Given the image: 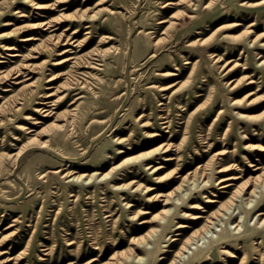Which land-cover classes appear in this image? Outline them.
Masks as SVG:
<instances>
[{
    "label": "rangeland",
    "instance_id": "rangeland-1",
    "mask_svg": "<svg viewBox=\"0 0 264 264\" xmlns=\"http://www.w3.org/2000/svg\"><path fill=\"white\" fill-rule=\"evenodd\" d=\"M258 1L205 8L209 0H0V264H138L131 238L157 227L140 263L156 264L177 223L202 224L180 214L214 211L257 174L264 166V2L242 4ZM172 14L181 25L152 46L165 25L158 19ZM48 20L55 26L43 30ZM17 71L25 76L12 85ZM167 71L177 75H160ZM45 92L53 95L43 99ZM166 144L171 151L162 153ZM217 161L231 170L217 173ZM147 163L161 169L152 173ZM201 166L202 176L190 177ZM213 166L215 178L238 177L233 188L220 189L215 178L205 184ZM261 191L251 209L264 203ZM166 193L174 198L164 217L157 199ZM248 204L247 196L236 198L225 218L244 216ZM256 217L243 218L250 230L229 238L233 251L243 244L244 264H259L254 240L264 253ZM212 257L223 264L216 249Z\"/></svg>",
    "mask_w": 264,
    "mask_h": 264
},
{
    "label": "bare ground",
    "instance_id": "bare-ground-1",
    "mask_svg": "<svg viewBox=\"0 0 264 264\" xmlns=\"http://www.w3.org/2000/svg\"><path fill=\"white\" fill-rule=\"evenodd\" d=\"M216 2H217V0H209V2L207 4H205V8L211 7ZM263 2H264V0L254 2V3L243 2L242 5L248 6V7H254V6H257ZM168 4L176 5L177 3L176 2H170ZM168 4H166L165 6H167ZM187 6L191 9V11H193V10H196L197 4L195 3V1H188ZM36 8H37V6H36ZM87 17H92V16H87ZM188 17L191 19L196 18L195 14L193 12L188 13ZM163 23H165V25H164V27L162 26L163 30H161L162 31L161 32V35H162L161 38L154 40V38L151 37V38H153L151 41V44L154 47L157 44H160L166 38H168L170 36V34L172 33V31H176L178 29V27L181 25L178 18H176L174 16V14L170 15L169 18L166 20H164V18L158 19L157 24L163 25ZM250 25H253V24H250ZM42 26H43V30H49V29L53 28L55 25L52 23V21L48 20V21L44 22ZM88 27L89 26H87V28ZM68 29H69V27L66 28V30H68ZM54 30L55 29H52L50 31H54ZM77 33H79L78 29H76L72 32V34H74V35ZM86 33H88V32H86ZM147 34H150V33H147ZM4 36L5 35H0V37H2V38ZM49 37L55 38L56 36H55V34H51ZM105 38H109V37L106 36ZM33 39H34L33 37H28V38H24L22 41L26 42V41H30ZM67 39H65L64 42L62 43L63 46L66 44ZM200 41H201V43L204 42V40H200ZM191 43L193 44L195 42H191ZM191 43H189V44H191ZM261 45L264 46V43H262ZM3 49L9 51V50H14V47L6 46L4 44ZM61 51L62 50H58V52H57L58 55H61L64 51L68 52L69 50L66 49V50H63L62 52ZM210 55L214 56L215 60L220 59L219 57L213 55V53H211ZM10 56H15V55L10 54ZM61 63H63V62H60V61L56 62V64H61ZM262 63L264 64V60L262 61ZM89 64L91 65L92 63H89ZM194 64L192 65V70L194 69ZM95 65H97V64H95ZM95 65L93 64V66H95ZM192 70H191V72H192ZM191 72H190V74H191ZM160 75L163 76L164 78H170V77L176 76L177 74L167 71V72L162 73ZM20 76H25V75H24V73H21V71L15 72L11 76V79H13L15 81H10V84H12V85L20 84L21 81H17V79ZM51 80H52V78H48L47 82H49ZM249 83H253V81L251 80ZM172 86H173V84H170L167 86L152 84V85H149L148 88L157 89L159 91H166L167 89L171 88ZM8 87L9 86L1 88V91L2 92L10 91V88H8ZM180 88H181V86H179L175 90L180 89ZM46 89H51V88L47 87ZM77 94L78 93H76L75 96ZM52 95H53L52 93L49 94V93L45 92L44 94L41 95V97L43 99H47V98L51 97ZM0 97H1V95H0ZM80 97H82V96H79L76 99H79ZM2 98H5V96H3ZM74 102L75 101H73L72 103H74ZM48 103H49L48 101L42 102L41 105L46 106ZM233 103L239 104V101L237 100ZM53 104L54 103H52L51 105H53ZM77 106L78 105H75L72 109L68 110L71 118H74V114L77 110L76 109ZM17 109H19V108H17ZM39 111H47V110H43L41 108V109H39ZM49 112H51V111H49ZM236 115H238L240 118L241 117L246 118V119H252L253 118L250 115H246V114L240 113V112H236ZM160 119L164 120L166 118L160 117ZM162 124H169V121H163ZM142 126H147V125L145 123H143ZM150 137L154 138V137H156V135H150ZM31 140H33V138ZM160 146H161V148L159 150L162 153H168L171 151L170 144L160 145ZM263 151H264V149H263ZM169 160L170 159H168V158L166 159V161H169ZM215 160H216V154H214L212 156L211 164L214 163ZM216 164H218L217 173H224V172L231 170L230 165L225 166L221 162H218V161L216 162ZM205 167H207V166L198 167L199 169L198 170L195 169L191 174L192 176H190V177L196 176L198 173H201V176H202L203 171L205 170ZM201 168H203V169H201ZM148 169L151 170L152 173H156L157 171H159V169H161V166L156 167V166L148 164ZM216 169L217 168H214V166H213V168H212L213 175L209 176L208 179L205 181L206 185L210 182L211 178H213V179L215 178L214 174H215ZM111 170H109L107 173L103 174V176L101 178L107 177L110 174ZM254 170L258 171L257 174L249 176L240 185L235 186V188L231 191V195H230L229 199L220 202L214 211H212L210 213L208 212V213H206V215H200V214L190 215V214H186V213L180 214V216H182V217H190L189 219L191 221H194V222H197L198 220H202V224L197 228H192V226L189 224L177 223L175 225L176 229L175 230L173 229L174 231L172 230L173 232H176V233L173 235V237H171L169 239L171 241V244L169 246H166L167 248L165 250H163V253L161 255L158 256L156 264H212V263H214V259L212 257L214 249H216L218 251L219 257H221L223 259L222 260L223 264L234 263V262H236V260L239 261L238 264H244L246 262L247 256L242 255L241 258L239 257V255L241 254V252L244 248L243 244L239 243L238 249H235L233 251V245H232V242L230 241L229 238L230 237L238 238L239 236H237V235L240 234V231L243 229L244 226H245V231L250 230V228H249L250 226L248 225V222L245 224L243 218H246L248 221V218L251 214L253 217L255 215L257 216L256 220L254 222V225H253L254 228L255 229H259L261 227L264 228V203L260 207H257V208L254 207L252 209L250 208V207H252V203L254 202L253 198L256 197V194L258 193V189H260V188L262 189L261 193L264 191V166L259 167V168L257 167ZM96 174H97V172L92 173L91 175H87V176L85 174L84 175H85V178L86 177L88 178L87 180H91ZM81 176L79 174V176H74L75 178L74 177L73 178L79 179ZM186 176L180 179V181H181L180 182V188H181V186H184L185 183L189 182L188 180L190 177L186 178ZM97 178H98V176H97ZM237 178L238 177H236V176L229 175L227 177H224L223 179L216 177L215 181H217V184L219 185L220 189H229L230 190L234 186V184H232L231 181H233ZM156 179H158V177ZM152 189L153 188H150V190H152ZM147 191H149V190H147ZM243 196H247V200L249 202V204H248L249 205L248 206L249 211L244 216L241 215L240 217H236V219H233L232 221H231L232 215H230V214H229L228 218H225V216L228 214V212H229L231 206L233 205V202L236 200V198L243 197ZM173 198L174 197H172V195L170 193H166L164 195H161L157 199V201L159 202V205H161V207H162L160 214L164 215V217H166V215H168L172 211V207H170L169 204L171 203L170 201ZM207 202L214 203L216 201H214L212 199H208ZM176 204H178V202ZM136 216H137V213H135L133 217H136ZM163 219L164 218H161L160 220H163ZM224 219H226V221H224ZM194 222H192V224ZM143 223H150V220H146V221L144 220V222H142V224ZM223 223H224V225H223ZM222 226L225 227V231L223 230ZM183 229H190L189 233L186 236H184V234L181 233V231ZM157 231H158L157 227L151 228L150 230L146 231L144 234L131 238L130 244H131V250H132V259L134 260V262H136L138 264H140L142 262L143 257H144L143 252L145 251L144 248H146V245H148L149 240L151 239V237L153 235L156 234ZM242 232L244 233V231H242ZM263 237H264V235L262 236V238ZM253 242L255 244V251H256L255 256H253V259H252L253 263L255 261L256 263L264 264V253L259 251L261 241L254 240ZM172 248H174V249H172ZM140 249H141V251H140ZM139 253H141V255H139ZM93 260L94 259H91L87 263L91 264Z\"/></svg>",
    "mask_w": 264,
    "mask_h": 264
}]
</instances>
